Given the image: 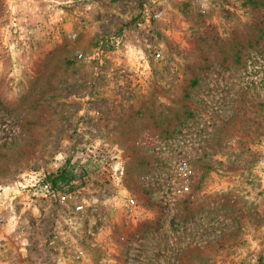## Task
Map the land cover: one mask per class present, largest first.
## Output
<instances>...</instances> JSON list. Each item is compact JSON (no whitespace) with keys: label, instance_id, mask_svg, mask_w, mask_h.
I'll list each match as a JSON object with an SVG mask.
<instances>
[{"label":"rangeland","instance_id":"obj_1","mask_svg":"<svg viewBox=\"0 0 264 264\" xmlns=\"http://www.w3.org/2000/svg\"><path fill=\"white\" fill-rule=\"evenodd\" d=\"M263 161L264 0H0V264H264Z\"/></svg>","mask_w":264,"mask_h":264},{"label":"trees","instance_id":"obj_2","mask_svg":"<svg viewBox=\"0 0 264 264\" xmlns=\"http://www.w3.org/2000/svg\"><path fill=\"white\" fill-rule=\"evenodd\" d=\"M65 175H66L65 172H63L62 174H60L57 177H55L54 180L52 179L51 182H52L53 186L55 184H57L58 181H65L64 180Z\"/></svg>","mask_w":264,"mask_h":264},{"label":"built area","instance_id":"obj_3","mask_svg":"<svg viewBox=\"0 0 264 264\" xmlns=\"http://www.w3.org/2000/svg\"><path fill=\"white\" fill-rule=\"evenodd\" d=\"M263 163H264V161H263ZM134 205H135V202L134 201H131L130 202V206L133 207ZM81 210H82V208H81ZM83 256H84V252H82V251L78 252V255H77V258L78 259H81Z\"/></svg>","mask_w":264,"mask_h":264}]
</instances>
